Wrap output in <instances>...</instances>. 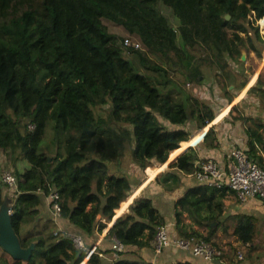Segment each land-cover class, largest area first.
<instances>
[{
    "label": "trees",
    "instance_id": "16d2710c",
    "mask_svg": "<svg viewBox=\"0 0 264 264\" xmlns=\"http://www.w3.org/2000/svg\"><path fill=\"white\" fill-rule=\"evenodd\" d=\"M159 1L178 17L176 28L158 9ZM263 17L264 0H0V148L18 151L28 162L27 167L12 171L15 186H8L0 176V204L6 193L16 197L12 221L21 244L36 241L28 261L13 258L0 246V264H82L113 219L86 264H107L103 255L113 252L114 238L124 243L125 252L145 251L137 259L120 252L113 264L152 263L158 256L153 239L162 224L170 237H202L221 250L218 256L229 254L213 240L220 227L228 229L220 217L229 189L196 180L176 200L170 198L173 227L156 205L166 202L156 187L137 194L129 210L116 217L121 202L144 180L134 182L127 171L112 172L109 162H120L126 145L135 144L133 157L142 168L161 166L182 141L224 110L215 111L191 94L175 97L171 89L177 83L168 66L149 53L160 54L191 81L201 83L205 76L192 51L200 46L204 59L221 68L241 63L246 45L264 54V28L259 22ZM110 25L139 40L141 47L125 44L126 37ZM126 50L135 53L140 64L125 56ZM249 80L246 75L241 86ZM232 101L228 97L227 106ZM104 104L109 105L107 117L95 110ZM248 118L253 122V115ZM117 123L127 126L117 128ZM49 126L51 144L45 142ZM246 132V143L238 147L264 168V138L253 134L250 123ZM213 133L210 129L204 136L211 144L217 140ZM208 159H200L198 149L189 145L165 167L191 175L198 161ZM155 178H165L166 183L180 176L160 172ZM161 184L157 185L163 191ZM52 190L61 196L60 216L22 236L23 225L40 218V207L49 201ZM185 213L191 222L185 220ZM238 217L235 232L243 244H249L250 253L253 216ZM214 221L217 227L210 226ZM57 223L62 230H55ZM200 227L207 229L206 234ZM70 233L82 236L84 248Z\"/></svg>",
    "mask_w": 264,
    "mask_h": 264
},
{
    "label": "rangeland",
    "instance_id": "374dc122",
    "mask_svg": "<svg viewBox=\"0 0 264 264\" xmlns=\"http://www.w3.org/2000/svg\"><path fill=\"white\" fill-rule=\"evenodd\" d=\"M158 9L164 13L170 22V24L173 27H177L179 24V19L178 17L173 13V10L170 6L166 5L163 1L158 2ZM231 17H228L227 20H230ZM260 25L261 28H264V17L260 19ZM110 28L114 30H118L119 33L123 34L124 37L130 36L127 32H125L122 28H119L118 26L110 25ZM263 32V31H262ZM131 37V36H130ZM247 50L248 54V59L242 61L241 56H240V61L241 63H235V64H225V67H220L219 64L209 62L208 60H205V54L202 55V50L201 47L198 46L196 49L192 51V55L194 56V61L197 62L196 64H199L201 67V70L203 72V75L205 76L204 82H194L191 81L190 78H187L185 73L183 71H178L176 70L171 64H168L166 58L162 57L160 54L156 53H149L150 56L155 60L160 63H164L165 65L168 66L170 70V74L172 78L175 80L177 83V86L171 89V93L175 97H183L187 94H191L193 96H196L199 100L208 103L215 111H219L222 109H225V107H228L231 105V103H235L237 100V103L233 105V107L229 110L226 111L225 114H227V118L225 117L226 121H233V119H237L238 116L240 115L244 121L250 123L252 122V119L249 120L248 115H253V93H258V95L262 98H264V90H260L257 88H253V92H249L250 88L253 86V83L251 86L247 87L252 80L253 77V64H264L263 57L264 55H260L261 61L258 63L256 61V58L253 57V51L248 50L247 45L244 46L241 49V54ZM125 56L131 58L132 60L135 61V64H140L138 61V57L136 56L135 53L130 52L128 50L125 51ZM248 64V67L246 66ZM180 66V65H179ZM225 68V69H223ZM250 71H249V70ZM262 73H264V67L262 68ZM252 72V73H251ZM248 75L250 77L249 83L247 84L246 87H242L241 83L243 82L244 78ZM263 79V78H262ZM239 92V93H236ZM233 97V101L227 106L228 102V97ZM262 104V105H261ZM260 105L262 108H264V101H262ZM191 103L189 105V109L191 110ZM95 110L97 114H100L104 117L108 116V110H109V105L104 104V105H99L95 107ZM222 112V111H221ZM220 112V113H221ZM219 113V114H220ZM228 118H230L228 120ZM213 122V121H212ZM119 126H127L125 123H117L116 127L118 128ZM192 128L194 126L192 125ZM51 137H52V129L49 126L47 129L46 137H45V142L51 144ZM135 144H127L123 153V156L120 160V162L117 161H110L109 166L110 170L112 172H116L117 174H128L129 172L131 175L134 177V182L139 180L140 178L144 180L143 184H148L149 182L151 183V178L148 173V168H153V166L158 167L160 165H149L145 168H142L141 164L137 163L133 157V147ZM238 145V144H235ZM183 145L181 143L182 148ZM50 149V148H49ZM49 149H46L49 151ZM177 150L171 152L172 157ZM227 157V154H226ZM18 166L20 168H25L28 166V162L26 159L23 157V155L18 152V151H11L9 148L8 149H3L0 148V176L3 174V172L9 170L15 172V167ZM127 171V172H126ZM161 172L164 173V176L171 172H178V175L180 176L178 181H173L171 179L167 180L165 183L166 179L158 180L156 178L152 179L153 183L150 185V183L143 188L142 191H150L154 189L155 184H161V188L163 191H157V193L160 195L161 193H165L166 196L169 198H172L171 200H174V197H177V193L181 192V190L187 186V174L182 173L181 171L172 168V167H165L164 170ZM163 176V175H162ZM150 180V181H149ZM192 179L190 178V181ZM164 181V182H163ZM142 184V186H143ZM166 184V185H165ZM134 185H136L134 183ZM141 184H138V188L131 194L129 195L132 197L134 194H139L135 193L139 188ZM182 190V191H183ZM5 195H11V193H6ZM129 196H127L124 200H126ZM123 200V201H124ZM176 200V199H175ZM122 201V202H123ZM121 202V204H122ZM226 202L228 203L227 205H234L235 203H239L236 196L233 193H229L228 197L226 198ZM48 204V202H47ZM46 203H43L41 205V211L38 216L36 217L35 220L28 221L23 225L22 230L20 231L22 236L26 235V230L35 228L37 226H42V223H44L45 220L48 218H53L54 214L53 211L48 208ZM121 204L120 207L117 209H121ZM116 210V216L120 215L121 210L117 212ZM230 212V211H228ZM228 212L224 214L225 216H228L226 218H222L223 222L227 224V226L231 227V222L234 220H231V217H229ZM50 213V214H49ZM39 220V221H38ZM57 220V219H56ZM185 220L191 222V219L186 216L185 214ZM218 226V222L215 225V227ZM62 226H60L58 223L56 224L55 230L59 231L62 229ZM224 227H220L217 230L216 235H214L213 240L218 244V247L224 250H228V252L232 253H239L242 252L244 253L246 250H249V246L243 245L239 240H237V237H235L234 233H224L222 234L220 229ZM232 228V227H231ZM200 229L206 234L207 229L200 227ZM220 230V231H219ZM218 232L222 235H218ZM250 252H253V245L250 248ZM127 253L122 251L120 253V256H126ZM38 251L35 252V255L37 256ZM135 254V253H134ZM111 259L108 260L107 264H113L114 261L117 259L116 257L113 256V252H111ZM6 264V263H5Z\"/></svg>",
    "mask_w": 264,
    "mask_h": 264
},
{
    "label": "crops",
    "instance_id": "0c3cea01",
    "mask_svg": "<svg viewBox=\"0 0 264 264\" xmlns=\"http://www.w3.org/2000/svg\"><path fill=\"white\" fill-rule=\"evenodd\" d=\"M247 48H251V47L247 46ZM253 57L256 58V61L258 63L261 61V57L255 54L254 52H253ZM263 61H264V57H263ZM260 65L261 64H253L254 73H256L259 70ZM262 70L263 69H261L259 73L253 75V78L247 87L251 86L253 83V88L264 90V73H262ZM262 101H264V98L260 97L258 93L256 92L253 93V122H250V124L253 126V134H255L256 132L264 138V108H262L261 106ZM236 103H237V100L235 101V103H231V105H229L228 107H225V109L216 116L213 122H209L205 127L201 128L195 135L191 136V138L195 136L194 141L189 143V140L191 138L187 141H184V142L182 141L181 143L183 147L187 148L189 145H192L198 149L200 159L214 158L219 161L222 167H225V168L228 167L231 161L230 152L234 147H238V145H235V144H239V143L245 144L248 138V135L246 132V126L248 125V122L244 121V119L240 116L242 114H240L237 119L232 118L233 121H226L225 119V117L227 118V114H225L226 111L231 109L233 105H235ZM229 119L230 118H228V120ZM210 129L214 131L213 136H217V140H215L214 144H211L209 138L206 139L204 137L206 132ZM255 137L256 136L253 135V139H255ZM217 142H219V145H215ZM226 154H227V157H226ZM164 165L166 166L167 162ZM162 169L164 168H160V166L158 167L153 166V168L151 167V172L149 174L151 178V183L149 182L150 185L153 183L152 179H154L155 176L158 175L162 171ZM188 176L190 177H187L188 180H187L186 187L197 183L196 180L190 174H188ZM190 178L192 179L191 181H190ZM143 182L141 183L140 188L135 193L140 192L141 189L145 187L144 185H147V184H143ZM155 187L157 191H161L158 188L159 185L155 184ZM182 190L181 192L177 193V196L182 194V192L184 191ZM229 193H233L234 195L236 194L233 191L230 192V190H229ZM136 195L137 194H134L132 197L129 196L125 201H123V203L121 204V207L124 206L125 202L127 204L123 208L120 209L121 210L120 213H123L129 210V206L132 203ZM160 196L163 199V201H166V202L164 203L160 201L161 203L158 202L156 205L160 208V211L163 212L165 216L167 217L166 219L167 224L172 225L173 227L174 222H175L173 204L170 198L166 196L165 193H161ZM227 197L228 195L226 196V198ZM174 198L177 199V197H174ZM226 198H225V202H226ZM238 202L239 203H235L234 205H229V206L227 205L228 203L226 202L225 210L223 214L221 215L220 219L223 221L222 218L228 217V216H225L224 214L230 211L228 212V215L229 217H231V220H234V222L233 221L231 222L232 228L228 226V229L226 231L228 233H234L235 237H237V240H239L242 243V241L238 238L237 233L235 232V229L238 226V220H239L238 215H245V214L252 215L253 225H254L253 252L247 253V250L244 253L239 252L237 254L229 252V254H226L224 256L222 255L216 256L212 260H205L201 257L194 256L188 250L167 247L165 248L162 254L155 256V258H152L150 260L152 261V263L150 264H187V263H192V264H264V200L260 198H250L246 202H241L240 200H238ZM120 210H117V212H119ZM113 221L108 222V226L106 227V229L103 231L101 235L104 236L106 234L109 227L112 225ZM220 230L219 231L222 234L227 233L224 228ZM220 232H218V235H222L220 234ZM243 245L249 246L248 243L243 244ZM144 251L145 250L143 249L142 251L140 250L138 253H135V254L127 253V255L124 257L130 258V259H137L138 257H140L139 256L140 253L141 252L144 253ZM239 254H242V257H239ZM103 256L106 261L110 260L112 257L111 253H105ZM87 259H88V256L86 257V259L83 261L82 264H86Z\"/></svg>",
    "mask_w": 264,
    "mask_h": 264
},
{
    "label": "built area",
    "instance_id": "2783aa9c",
    "mask_svg": "<svg viewBox=\"0 0 264 264\" xmlns=\"http://www.w3.org/2000/svg\"><path fill=\"white\" fill-rule=\"evenodd\" d=\"M124 41L125 44H133L137 48L141 47L140 41L130 36H127ZM253 52L259 56L261 55L254 49ZM247 59L248 54L246 60ZM246 66L248 67V64H246ZM263 67L264 64H261L256 73L251 72V77L259 73ZM31 127H33V125H31ZM194 139L195 136L189 140V143ZM230 156L231 161L226 168L222 167L219 161L214 158L198 161L199 166L191 176L195 180L204 182L209 186L234 190L241 202H246L250 198H260L264 200V168L249 156V153L244 147H234L230 152ZM162 167L163 166L160 168ZM1 178L3 182L10 187L17 184V178L12 171L7 170L3 172ZM47 198H49L48 206L53 211L54 218L56 219L62 212L60 193L52 190ZM70 235H72L78 247L84 248V241L80 234L70 233ZM102 236L103 235H101L99 239H102ZM96 245L88 252V255L93 251ZM168 246L188 250L193 255L201 256L208 260H212L221 254V250L217 249L210 241L202 237H170L167 226L162 224L158 226L153 239L155 255H160L163 249ZM112 247L113 254L116 258L119 257L120 252L125 250L124 243L117 238L113 239ZM239 257H242V254H239Z\"/></svg>",
    "mask_w": 264,
    "mask_h": 264
},
{
    "label": "water",
    "instance_id": "95a60500",
    "mask_svg": "<svg viewBox=\"0 0 264 264\" xmlns=\"http://www.w3.org/2000/svg\"><path fill=\"white\" fill-rule=\"evenodd\" d=\"M226 17L228 18L230 17V15L227 14ZM246 58H247V50H245L241 54L242 61L246 60ZM185 148L184 147L179 148L176 151V153L168 159L167 163L170 162L172 159H174ZM15 203H16L15 196L6 195L2 203L0 204V246L3 250L8 252L13 258L28 261L32 257L36 249V241H32L28 246H23L21 244L20 237L12 221V209ZM209 224L210 226H215L217 224V221L210 222Z\"/></svg>",
    "mask_w": 264,
    "mask_h": 264
},
{
    "label": "bare ground",
    "instance_id": "6f19581e",
    "mask_svg": "<svg viewBox=\"0 0 264 264\" xmlns=\"http://www.w3.org/2000/svg\"><path fill=\"white\" fill-rule=\"evenodd\" d=\"M126 204H127V203L125 202V203H124V206H125ZM124 206H123V207H124ZM123 207H121V208H123Z\"/></svg>",
    "mask_w": 264,
    "mask_h": 264
},
{
    "label": "clouds",
    "instance_id": "9594fccd",
    "mask_svg": "<svg viewBox=\"0 0 264 264\" xmlns=\"http://www.w3.org/2000/svg\"><path fill=\"white\" fill-rule=\"evenodd\" d=\"M193 141H194V140H193ZM164 166H165V165H163V167H164ZM163 167H162V168H163ZM87 256L89 257V255H87ZM85 259H86V258H85Z\"/></svg>",
    "mask_w": 264,
    "mask_h": 264
}]
</instances>
